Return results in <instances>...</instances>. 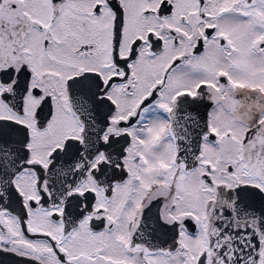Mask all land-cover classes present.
<instances>
[{
  "label": "snow or ice",
  "instance_id": "1",
  "mask_svg": "<svg viewBox=\"0 0 264 264\" xmlns=\"http://www.w3.org/2000/svg\"><path fill=\"white\" fill-rule=\"evenodd\" d=\"M0 264H264V0H0Z\"/></svg>",
  "mask_w": 264,
  "mask_h": 264
}]
</instances>
